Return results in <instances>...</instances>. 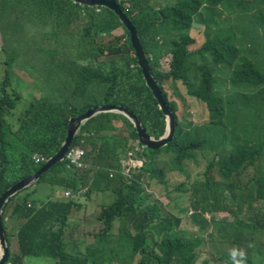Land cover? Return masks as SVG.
<instances>
[{
    "label": "trees",
    "instance_id": "1",
    "mask_svg": "<svg viewBox=\"0 0 264 264\" xmlns=\"http://www.w3.org/2000/svg\"><path fill=\"white\" fill-rule=\"evenodd\" d=\"M114 1L134 26L162 99L174 116L173 138L157 150H141L133 125L123 116L103 113L87 120L71 142L85 151L86 168L69 169L63 160L5 203V264H26L30 257L50 258L54 264H99L94 242L107 254L108 263L117 255L126 258L117 264H133L134 259L136 264H264V69L244 58L238 47L245 45L252 55L260 43L264 47V37L251 24H243L255 14L258 0ZM6 20L10 33L2 36L8 45L6 51L0 49L5 53L0 196L40 169L44 162L35 164L34 155H55L69 120L95 106H123L140 120L146 134L155 139L164 134L165 116L137 66L129 33L114 12L71 0H0V23ZM31 30L44 47L32 45ZM196 37L203 42L190 49ZM22 40L28 44L18 50ZM163 59L167 71L161 70ZM14 65L28 70L32 81L14 79L25 81L27 89L33 87L37 98L25 102L11 83ZM222 69L229 71L228 82L217 77ZM168 80L180 82L188 96L205 106L206 123L178 119L176 103L163 90ZM252 108L261 123L250 122ZM203 149L212 154L202 179L173 189L188 193L178 213L192 211V224L180 228L182 217L169 206L173 200L166 191L168 171L156 163L170 154L169 172L188 178L186 163L199 155L206 158ZM127 152L138 158L122 160L120 154ZM39 185L48 189L38 191ZM160 186L167 203L153 191ZM83 187L88 188L77 199L58 193L55 197L58 189L78 192ZM22 192L23 200L15 201ZM106 192L113 200L97 209L92 221L97 229L88 225L85 235L75 236L83 228L68 219L71 210H81L92 194ZM88 215L83 210V223ZM11 218L23 223L9 240L6 219ZM228 229L245 232L242 240H235ZM10 241L17 244L15 250ZM241 251L242 257L233 255Z\"/></svg>",
    "mask_w": 264,
    "mask_h": 264
},
{
    "label": "rangeland",
    "instance_id": "2",
    "mask_svg": "<svg viewBox=\"0 0 264 264\" xmlns=\"http://www.w3.org/2000/svg\"><path fill=\"white\" fill-rule=\"evenodd\" d=\"M259 4V6L256 8L255 10V14L251 16V19H245L244 21V25H252V28H255L258 32L259 35H261L262 37H264V0H258L257 2ZM226 15H223V18ZM9 20H6L2 23H0V45L2 44V34L3 32L8 35L10 33V29L6 28L9 25ZM197 41L194 43L193 46L190 47V49H195L197 48L200 44V38L196 37ZM163 41H166L168 39L167 35H164L162 37ZM261 42H264V39H261ZM28 44V42L26 40H24L21 44H19L18 46V50H22L24 47H26V45ZM32 45L36 46V47H44V44L42 42V39L38 36H34L32 39ZM238 47L241 48L242 50V56L246 59H253L254 62L257 63V67L260 69H264V47H262V44L260 43V47L256 48L257 50L254 51V54H250L247 52L246 50V46L242 45L241 43H238ZM248 49V48H247ZM1 56H0V80H2L4 78V65L2 64V61L5 59V53L0 52ZM253 56V58H252ZM33 65L34 63L31 62ZM161 70L165 71L168 69V62L161 60ZM11 83L15 86H17V88H19L20 93L23 96V100L26 102L27 100H32L34 98H37L39 96V92H36L35 89H33V87L31 89H27V85L24 82L21 81H16L14 79V77H17L18 79H24L26 81H32V78L30 76V74L28 73V70L23 69V68H18L17 66H13L11 67ZM228 76H229V71H226L225 69H222L219 73H217V77L220 81H225L228 82ZM163 90L166 92L167 94V98L169 101H173L174 103H176L177 105V111H176V115L178 117V119L180 121H184L187 123H191L194 125H202L204 123H206L208 121V113L207 110L205 108V106L201 103H199L198 101H196L194 98L190 97L187 95L185 88L183 87V85L180 82H171L170 80L168 81H164L163 82ZM17 110L13 111L16 112ZM250 122L252 124H257V123H261L262 120L259 118L258 114H256L254 108H252L250 110ZM204 153H207V157L204 158L202 155H199L196 161H191L189 163H186L185 165V171L188 174V178L184 175V174H178L176 172L170 173V161L172 160V156L170 154L168 155H162L161 159L163 160V163H156L158 166L163 167L165 170L168 171V176H167V189L166 191L170 192V196L171 199L173 200V203H170L169 206L172 209V213L175 215H179L180 217H182L181 219V227L180 228H184L185 226H187L189 223H191L192 221V214H191V210H189L186 214L180 215L178 213V208H184V206H186V204L184 203L185 200L188 197V193H178L175 192L173 189L180 183L185 182L186 186H188L191 182H193L195 179H202V173L205 170L206 166L209 164L210 162V158H211V152H208V149H203ZM209 153V155H208ZM133 157V158H138L136 153L133 152H127L125 154H120V157H122V160L127 159L128 157ZM135 166H139L136 163H134L132 165V167ZM249 173L253 172V169L250 168ZM126 171H123V174H125ZM213 174H214V178L216 180H219V176L216 174L215 170H213ZM37 187V186H36ZM163 186H160L159 188L153 187V191H156L158 196H160L162 198V201L167 203L168 201L166 199H164L165 196V191L163 189ZM40 189H48L46 186L44 185H39L38 186V191ZM64 190L62 189H58V194L62 193ZM25 194V192H22V195L20 197H18L15 201H21L23 200V195ZM106 194L109 196V198L103 203V204H110L113 200V195L110 192H106ZM111 194V195H110ZM176 202V206L174 205V203ZM86 206L82 207V210H87L88 212V218L87 221L84 223L85 227L83 228V233L84 234V230L85 228H89L88 225H92V221L94 220L95 214L97 209H99V207L103 204H100L98 206V201H93V200H89V203H86ZM74 222L76 225L78 224H82V221L80 220L81 217V211H78L76 209L71 210L69 217L70 218H74ZM206 218L208 219L209 217L206 216ZM23 221L16 219V218H11L8 219L7 223H6V234L9 237H11V233H14L17 231V229L22 225ZM192 224V223H191ZM79 228V227H78ZM189 230H191V227H188ZM228 232H230L233 236L235 240H242L243 235L245 232H241L240 230H232V229H228ZM79 232V229H78ZM79 234V233H78ZM85 235V234H84ZM91 242V241H89ZM10 247L12 250H15L17 248V244L13 243L12 241H10ZM94 247L96 248L94 254L97 255V259L99 260V264H117L118 262L121 261H125L126 258L123 256L124 258H121L117 255H113L112 258L113 260L111 262L108 263L107 261V254H105V252L103 250H100V245L97 242H94ZM119 253L122 252L121 248H118ZM100 253V254H99ZM116 256V257H114ZM133 264L137 263V259H134V261L132 260ZM26 264H54V261L50 258H33L30 257L26 260ZM216 264H225V263H221L218 262Z\"/></svg>",
    "mask_w": 264,
    "mask_h": 264
},
{
    "label": "water",
    "instance_id": "3",
    "mask_svg": "<svg viewBox=\"0 0 264 264\" xmlns=\"http://www.w3.org/2000/svg\"><path fill=\"white\" fill-rule=\"evenodd\" d=\"M75 4L84 5L88 7H103L106 8L117 16L119 22L129 33V43L131 48L134 51V55L137 59V66L141 70V75L145 81L146 86L151 90L154 99L158 102V108L165 116L166 128L164 134L159 138L155 139L148 134H146L140 120L127 108L123 106H95L90 110L85 111L83 114L71 118L68 125L66 126V136L59 150L55 153L54 156L50 157L45 164L37 170L35 173L23 178L17 183L13 184L0 196V264H5L8 260V244L5 233L1 225V215L3 207L9 198L22 191L23 189L31 186L35 183L42 174L47 170L52 168L57 163L63 161L64 153L69 147L72 140L75 138L77 132L80 130L82 125L89 119L103 113L118 114L126 118L134 127L135 136L137 142L141 145V150L144 148L150 150H157L166 146L171 142L174 134V116L172 112L165 105L161 93L158 89L157 83L153 78L152 71L148 66L145 55L142 50L138 35L134 26L131 24L129 19L124 15L119 6L114 0H71Z\"/></svg>",
    "mask_w": 264,
    "mask_h": 264
},
{
    "label": "clouds",
    "instance_id": "4",
    "mask_svg": "<svg viewBox=\"0 0 264 264\" xmlns=\"http://www.w3.org/2000/svg\"><path fill=\"white\" fill-rule=\"evenodd\" d=\"M28 35H32L33 37H34V32H33V30H31V31H29L28 32ZM1 39H2V44L0 45V49H2V48H4V50L6 51V49H5V47L8 45H6V43L4 42V39H3V36L1 37ZM13 41H17V39H13V40H11V42H13ZM22 41H24V40H22ZM168 69H169V67H168ZM167 69V70H168ZM167 70H165V71H167ZM79 133V131L77 132V134ZM76 134V135H77ZM76 137V136H75ZM77 146V145H76ZM71 147H75V146H72L71 145V143H70V145H69V147L67 148V150H66V152L68 151V149L69 148H71ZM66 152L64 153V157H63V160H64V162H65V164H66V160H65V154H66ZM85 155H86V153H85ZM54 156V155H53ZM85 157V156H84ZM49 159V158H48ZM48 159H45L44 157H42V156H38V155H34L33 156V160H34V163L35 164H39V163H41V162H44V164H45V162L48 160ZM43 164V165H44ZM42 165V166H43ZM41 166V167H42ZM67 166V165H66ZM40 167V168H41ZM68 167V166H67ZM69 168V167H68ZM84 168H86V166H84ZM84 168H81V169H84ZM69 169H72V170H81V169H75V168H69ZM35 173V172H34ZM88 187H83V188H80L81 189V191H78V192H73L72 190H70V189H67V190H64L62 193H59V197H65V198H70V197H72V198H74V199H77V197L79 196V194H80V192H82V193H84V192H86V189H87ZM66 192H68L69 193V195L68 196H65V193ZM56 193H58V190L55 192V197H56ZM92 196V195H91ZM78 211H81V213L83 212V210L81 209V210H78ZM191 213H192V211H190ZM83 218V217H82ZM80 219L81 221H83L84 222V220L83 219ZM71 222H73L72 221V219L69 217L68 218ZM7 221H8V219H6V223H7ZM82 222V224H79L78 226L79 227H81V228H84L85 227V225H84V223ZM92 226L94 227V228H96L97 229V227L95 226V225H93L92 224ZM75 236H83V234H77V235H75ZM233 255H239V256H243V252L241 251V252H239V253H236V252H233ZM237 264H242V261H237Z\"/></svg>",
    "mask_w": 264,
    "mask_h": 264
},
{
    "label": "built area",
    "instance_id": "5",
    "mask_svg": "<svg viewBox=\"0 0 264 264\" xmlns=\"http://www.w3.org/2000/svg\"><path fill=\"white\" fill-rule=\"evenodd\" d=\"M83 143V142H81ZM85 156V151L79 146L71 147L65 154L66 165L69 168L81 169L84 168L83 158ZM69 193L66 192L65 196H68Z\"/></svg>",
    "mask_w": 264,
    "mask_h": 264
},
{
    "label": "crops",
    "instance_id": "6",
    "mask_svg": "<svg viewBox=\"0 0 264 264\" xmlns=\"http://www.w3.org/2000/svg\"><path fill=\"white\" fill-rule=\"evenodd\" d=\"M131 165H132V162H131ZM111 195V194H110ZM109 198V196L106 194V193H104V194H100V193H96V194H92V200L93 201H98V206L100 205V204H103L107 199ZM76 210H78V209H76ZM82 218V213H81V217H80V219ZM72 219V221L74 222V219H75V216H74V218H71ZM11 220V219H10ZM75 223V222H74ZM79 225V224H78Z\"/></svg>",
    "mask_w": 264,
    "mask_h": 264
}]
</instances>
